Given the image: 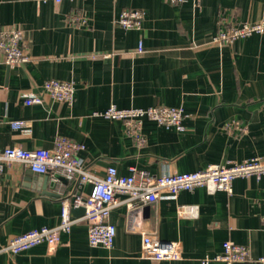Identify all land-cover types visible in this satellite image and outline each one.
I'll list each match as a JSON object with an SVG mask.
<instances>
[{
	"label": "crops",
	"instance_id": "obj_1",
	"mask_svg": "<svg viewBox=\"0 0 264 264\" xmlns=\"http://www.w3.org/2000/svg\"><path fill=\"white\" fill-rule=\"evenodd\" d=\"M127 8L143 11L141 29L115 24ZM75 10L84 24L69 22ZM262 19L264 0H0V27L22 31L30 57L8 67L0 53V149L50 150L56 137H66L83 146L78 157L99 178L109 167L121 176L130 168L162 176L264 159V32L230 44L212 42L227 24ZM50 79L73 83L72 103L44 96L41 105H24L23 95ZM110 105L180 108L184 130L143 119L146 142L138 147L121 122L92 115ZM14 120L25 121L29 132L12 130ZM49 176L55 185L43 190L38 174L22 163L3 164L0 249L30 230L54 227L63 199L91 191L60 173ZM181 205L197 206V217L179 215ZM126 215L124 204L109 214L116 229L111 249L90 246L87 227L77 225L61 235L57 248L0 252V264H200L226 243L248 247L255 259L264 256V176L236 178L230 193L197 187L146 206L137 226L178 243L180 260L142 258L141 234L127 231Z\"/></svg>",
	"mask_w": 264,
	"mask_h": 264
},
{
	"label": "built area",
	"instance_id": "obj_2",
	"mask_svg": "<svg viewBox=\"0 0 264 264\" xmlns=\"http://www.w3.org/2000/svg\"><path fill=\"white\" fill-rule=\"evenodd\" d=\"M46 2L48 0H36ZM59 3L63 0H52ZM75 1V0H68ZM171 4H183L187 0H162ZM144 13L140 9H123L115 19V24L127 30H139L142 27ZM71 24H84V15L75 10L69 17ZM264 32V19L256 23H241L238 25L227 24L219 29L212 42L215 44H230L234 41L253 34ZM142 51L141 45L138 52ZM0 53L4 56V63L8 67L26 63L30 57L26 50L22 31L17 29H2L0 27ZM48 96L57 102L71 104L74 99L73 83L50 79L45 81L38 92L28 91L23 95V103L26 106L41 105L43 97ZM93 116L103 117L108 120L119 121L124 126L125 134L131 137L138 147L145 145V137L142 133L141 122L148 119L165 128H175L183 131V111L172 107H148L119 109L110 105L106 110L92 113ZM14 131L29 132L23 120L9 122ZM83 146L66 137H56L53 148L25 150L18 146L0 149V172L4 163L19 162L36 174L56 175L60 173L68 179L76 180L79 187L90 185V193L75 194L71 201L65 198L61 201L60 221L54 227H41L33 229L12 238L8 244L0 249V252L18 254L38 245H46L49 249H55L60 244V237L69 234L74 226L85 225L87 227V241L92 247L111 249L116 235L115 227L108 222L111 210L124 204L127 209V231L140 233L141 257L145 259L180 260L182 248L176 242H163L156 238L152 232L141 230L136 224V217L152 202L160 199L164 194L175 198L182 191H191L197 187H204L208 193L215 191L231 192L232 181L236 178L264 176V159L250 158L239 163L214 164L203 170L155 176L145 170L130 168L126 176L118 175L114 167L106 169L103 178L90 174L78 157V152ZM124 198L118 200L117 196ZM83 208L84 214L73 216L72 209ZM181 216L195 218L198 215L197 206L178 207ZM264 226V218L262 219ZM256 262L264 264V256L253 258L250 250L244 245L226 243L223 252L213 257L205 256L200 264L220 262L223 264Z\"/></svg>",
	"mask_w": 264,
	"mask_h": 264
},
{
	"label": "water",
	"instance_id": "obj_3",
	"mask_svg": "<svg viewBox=\"0 0 264 264\" xmlns=\"http://www.w3.org/2000/svg\"><path fill=\"white\" fill-rule=\"evenodd\" d=\"M39 179H38V183H41V185L43 186V190L45 189L46 185L48 184L50 187H54L55 182L54 180H50V176L47 174H38ZM51 195L50 193H46ZM71 213L73 216H81L84 214V209L83 208H75L71 210Z\"/></svg>",
	"mask_w": 264,
	"mask_h": 264
}]
</instances>
